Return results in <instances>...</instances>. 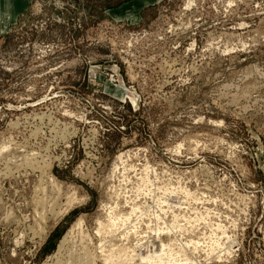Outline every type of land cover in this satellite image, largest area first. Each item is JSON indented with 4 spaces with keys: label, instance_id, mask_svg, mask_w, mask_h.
<instances>
[{
    "label": "rangeland",
    "instance_id": "374dc122",
    "mask_svg": "<svg viewBox=\"0 0 264 264\" xmlns=\"http://www.w3.org/2000/svg\"><path fill=\"white\" fill-rule=\"evenodd\" d=\"M8 24L0 264L81 240L93 264H264V0H27Z\"/></svg>",
    "mask_w": 264,
    "mask_h": 264
},
{
    "label": "bare ground",
    "instance_id": "6f19581e",
    "mask_svg": "<svg viewBox=\"0 0 264 264\" xmlns=\"http://www.w3.org/2000/svg\"><path fill=\"white\" fill-rule=\"evenodd\" d=\"M43 161V160H42ZM41 170V169H40ZM42 178V177H41ZM69 198H71V197H69ZM68 198V200H67V203H66V205H68V207H70L72 204H73V202H75L74 200H72V199H69ZM114 209V208H113ZM50 211H52V212H54L53 210H50ZM111 211H113V210H111ZM57 214L58 213H60V212H56ZM56 213H54V214H56ZM113 213V212H112ZM114 214V213H113ZM114 216H116L115 214L114 215H109V217L107 218L108 220H106L105 222L104 221H102V222H98V227H97V232L100 234V232H102V233H110L111 235L113 234L114 235V232H115V230H116V228H117V226H118V224H117V222H116V220H117V216L116 217H114ZM44 218V217H43ZM121 219V218H120ZM123 219V218H122ZM45 220V219H44ZM104 220V219H103ZM77 222L75 223V224H73L72 225V228L70 229V231L69 232H67L63 237H62V243H61V245H60V247L61 248H63L62 246H64L66 243L68 244V242L70 241L69 240V235H70V233H72L73 231H75L76 229H78L79 227H80V224H82L81 223V220H76ZM101 221V220H100ZM119 223V222H118ZM82 227V226H81ZM83 228V227H82ZM79 231H80V233H81V231L83 232V230H81V228L79 229ZM76 232V231H75ZM109 235V234H108ZM71 238V237H70ZM81 242V249H79V251L77 252L76 250V256H79L78 258H76L77 260H76V263L75 264H93V263H95V262H93V261H96L97 259V257L95 256H93L92 254H91V252L89 251V250H87L88 248L87 247H85V248H87L86 249V251L85 250H83L84 249V241L83 240H81L80 241ZM76 243V242H75ZM74 243V244H75ZM172 243V242H171ZM163 245V244H162ZM76 246V245H75ZM79 246V245H78ZM78 246H76V247H78ZM167 246V245H166ZM70 247H72V246H70ZM70 247H69V249L67 248V247H65L66 248V250L68 249V250H70ZM164 247V246H163ZM170 249V245L168 244V246H167V248H166V250L167 249ZM61 250V249H60ZM64 250V248L62 249V251ZM72 250V249H71ZM61 251V252H62ZM104 251V250H103ZM162 251H165V250H162ZM74 252V251H73ZM72 252V253H73ZM95 252V251H94ZM105 252H107V255H106V258H105V260L104 261H107L106 262V264H117V263H119V260H121L120 258H121V256H122V254L121 255H118V254H115L114 253V251H112V250H109V248H106V250H105ZM104 252V253H105ZM168 252H169V250H168ZM168 252H163L162 253V255H152V254H150V255H148L147 257H141V258H139V260H140V262L142 263V264H174L173 262H172V260L171 259H169V258H165V257H163V254L165 253V254H167L168 255ZM170 252H172V250L170 251ZM57 253H59V252H57ZM74 254V253H73ZM106 254V253H105ZM155 254V253H154ZM169 254H172V253H169ZM57 255V254H56ZM74 255V256H75ZM96 255V254H95ZM104 255V254H103ZM102 255V256H103ZM93 257V258H92ZM100 257V256H99ZM98 257V258H99ZM58 258V257H57ZM90 258H92V260L90 259ZM102 258V257H101ZM96 259V260H95ZM103 259V258H102ZM100 261H102L101 259H100ZM190 263H192V262H189V261H184L183 262V264H190ZM70 264H71V262H70ZM73 264V263H72ZM97 264V263H96Z\"/></svg>",
    "mask_w": 264,
    "mask_h": 264
},
{
    "label": "crops",
    "instance_id": "0c3cea01",
    "mask_svg": "<svg viewBox=\"0 0 264 264\" xmlns=\"http://www.w3.org/2000/svg\"><path fill=\"white\" fill-rule=\"evenodd\" d=\"M27 3V0H0V29H6L16 17V14L20 11V9L24 8ZM16 11L15 15L12 17V11ZM12 17V20H10Z\"/></svg>",
    "mask_w": 264,
    "mask_h": 264
}]
</instances>
